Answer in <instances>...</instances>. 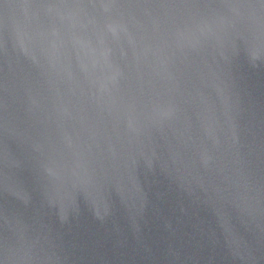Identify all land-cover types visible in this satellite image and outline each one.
<instances>
[{
  "label": "water",
  "instance_id": "water-1",
  "mask_svg": "<svg viewBox=\"0 0 264 264\" xmlns=\"http://www.w3.org/2000/svg\"><path fill=\"white\" fill-rule=\"evenodd\" d=\"M0 264H264V0H0Z\"/></svg>",
  "mask_w": 264,
  "mask_h": 264
}]
</instances>
